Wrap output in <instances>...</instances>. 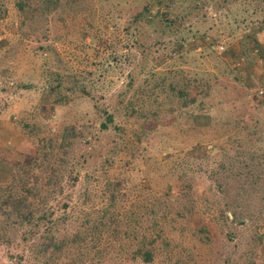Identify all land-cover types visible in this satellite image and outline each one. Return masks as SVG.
<instances>
[{"label": "rangeland", "instance_id": "374dc122", "mask_svg": "<svg viewBox=\"0 0 264 264\" xmlns=\"http://www.w3.org/2000/svg\"><path fill=\"white\" fill-rule=\"evenodd\" d=\"M2 1L0 186L7 184L11 168L36 151L17 121L31 122L32 112L53 117L44 85L48 74L98 80L96 87H88L95 95L92 102L87 98L62 110L61 117L68 122L73 123L80 113H91L94 105H114L125 74L116 68L115 73L104 76L102 70L115 66L116 59H125L128 53L129 58L141 60L129 35L126 37L131 18L142 12V19L152 17L159 31L162 24L158 16L186 12V0H81L80 8L85 7V11L71 12L68 7L69 12L36 21V14L33 19L26 14V18L19 10L17 2L21 0ZM40 1L22 0L21 5L27 11ZM61 1L68 4L73 0ZM239 1L221 3L217 13L211 4L195 14L196 18L191 16V29L182 34L188 33L186 47L192 54L175 56L157 69L175 72L166 81L175 87L187 77L198 79L207 107L204 115L195 112L196 105L190 108L194 112L177 115L168 111L175 104L169 100L136 106L148 117H129L122 134L124 142L111 163L98 170L95 181L89 184L91 199L82 210L90 213L92 220L94 212L103 207L104 184L118 175L132 181L135 190L132 185L127 188L140 195L149 211L162 208L151 205L149 198L163 202V194L169 195L166 204L171 215L152 234L154 256L148 264H249L251 260L264 264V6L259 12L254 11L257 0ZM176 2L179 8H173ZM230 12L235 16H227ZM94 16L99 22V40L92 43L85 27L92 24ZM112 18L117 20L118 31L108 24ZM252 19L254 22L248 24ZM154 36L166 38L159 33ZM138 39L141 43L154 40L144 33ZM143 51L147 52L145 46ZM153 57L150 53L149 63ZM161 58L158 56L155 63ZM109 80L112 87L107 85ZM18 83H30L34 88L13 94L9 87ZM111 139L107 134L94 147L102 159L99 161L107 158ZM127 169L129 173H124ZM157 232L161 235L158 239ZM22 244L18 240L11 246L0 242V264L22 254ZM58 264L75 263L63 258Z\"/></svg>", "mask_w": 264, "mask_h": 264}, {"label": "trees", "instance_id": "16d2710c", "mask_svg": "<svg viewBox=\"0 0 264 264\" xmlns=\"http://www.w3.org/2000/svg\"><path fill=\"white\" fill-rule=\"evenodd\" d=\"M229 1L186 0V12L174 13L173 17L168 13L162 17L155 15L162 24L159 31L155 30L152 17L145 21V16L142 19L143 13H137L131 18L126 37L129 35L128 40L133 42L141 60L137 62L135 58H129L128 53L125 59H116L115 66L104 68V76L115 73L116 68L121 74H125L124 83L114 95L115 104L105 108L94 105L91 113H80V117H76L73 123L62 119V110L87 98L92 102L95 95H91L88 87H96L98 80L79 79L76 76L65 78L58 72L45 75L44 85L48 88L49 110L53 117H41L32 112L31 122L17 121L36 151L33 156L24 157L16 168H11L7 184L0 186V242L11 246L14 240H18L25 246V251L10 257L7 264H58L63 258L75 264H148L152 261L155 244L152 234L159 223L165 222L171 215L166 204L169 195L163 194V202L161 198H149L151 205H162V210L149 211L148 206L140 201V195L130 190L132 187L135 190L132 181L118 175L113 182L107 181L104 184L103 207L94 212L95 219H90V213H85L82 207L91 199L89 184L95 181L94 175L104 165L111 163L117 147L124 142L122 134L129 117H148L147 113H139L136 106L139 108L140 104L146 102L163 103L164 100H169L175 104L169 106L168 111L177 115L186 111L194 112L190 110L194 105L195 112L198 115L203 114L207 107L203 96L201 97L198 79L187 77L186 81L178 82V87H175L172 81L166 82L168 76H175V72L157 69L168 64L175 56L191 53L186 47L189 44V35L182 34V31L191 29V16L196 18L198 12L211 4L217 13L221 3L228 4ZM61 2L42 0L27 11L23 10L22 0L17 3L25 17L27 14L33 19V14H36V21L43 20V16L58 15L61 11L69 12L68 7H71V12L79 9L85 11V7L80 8L83 6L81 0H73L68 4ZM3 5L0 0V13H5ZM257 5L253 6L254 11H263L261 7L264 6V0H257ZM180 6L176 2L173 8ZM229 14L231 17L235 16L231 12L227 16ZM253 22L252 19L248 24ZM262 23L264 25V19ZM108 24L118 31L116 18L109 19ZM22 25L24 22L19 27ZM175 26L178 28L171 30ZM180 27L184 28L178 30ZM85 29L92 43L99 40V22L95 16L92 24ZM141 33L154 40L141 43L138 39ZM155 33L166 38L155 37ZM144 46L146 53L143 51ZM150 53L154 57L149 63L147 57ZM158 56L162 58L155 63ZM107 83L112 87L113 81L109 80ZM9 88L14 94L21 90L29 92L34 86L30 83H18ZM3 90L6 92V89ZM128 94L130 97L127 99ZM35 107L40 110L39 106ZM107 134L112 136L108 156L99 161L102 159L99 158V153L95 154L94 147ZM90 160L93 163L90 164ZM124 173H129V169ZM125 205L128 207L125 208ZM157 236V239L161 237L158 232ZM259 239H262L261 235ZM249 264L256 263L251 260Z\"/></svg>", "mask_w": 264, "mask_h": 264}, {"label": "built area", "instance_id": "2783aa9c", "mask_svg": "<svg viewBox=\"0 0 264 264\" xmlns=\"http://www.w3.org/2000/svg\"><path fill=\"white\" fill-rule=\"evenodd\" d=\"M219 49L222 50L223 48L222 47H219ZM262 93H263L262 91L259 92V94H262Z\"/></svg>", "mask_w": 264, "mask_h": 264}]
</instances>
